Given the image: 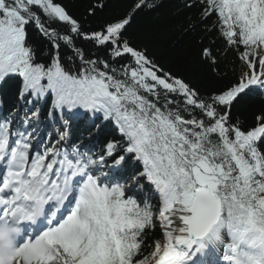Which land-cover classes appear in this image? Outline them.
I'll list each match as a JSON object with an SVG mask.
<instances>
[{
  "label": "snow or ice",
  "instance_id": "1",
  "mask_svg": "<svg viewBox=\"0 0 264 264\" xmlns=\"http://www.w3.org/2000/svg\"><path fill=\"white\" fill-rule=\"evenodd\" d=\"M182 2L223 87L129 38L158 0H0V264H264V0Z\"/></svg>",
  "mask_w": 264,
  "mask_h": 264
},
{
  "label": "trees",
  "instance_id": "2",
  "mask_svg": "<svg viewBox=\"0 0 264 264\" xmlns=\"http://www.w3.org/2000/svg\"><path fill=\"white\" fill-rule=\"evenodd\" d=\"M69 10L78 17L85 13L91 0H64ZM160 7L152 12H142L134 20L129 29V38L140 48H145L148 54L163 68L171 69L174 73L183 76L191 83L212 90L223 87L229 80L235 79L231 71L228 78L220 80L213 75L208 65L199 59L200 45L197 42L199 30L189 34L185 30L189 24L187 10L183 8L182 0H158ZM133 3V0H110L109 7L91 19L95 27L111 17L123 15ZM232 57L229 56L228 60ZM224 71V65L221 66ZM7 107L17 103L15 89L6 88L0 91ZM242 122L250 126L253 116L264 111V90L245 96L233 110ZM117 136L114 128L108 126L104 129L103 137Z\"/></svg>",
  "mask_w": 264,
  "mask_h": 264
}]
</instances>
